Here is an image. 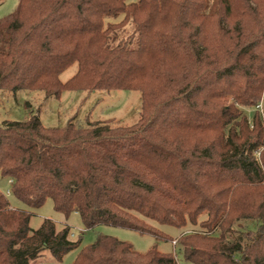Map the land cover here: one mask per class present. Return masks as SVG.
<instances>
[{
    "label": "trees",
    "instance_id": "16d2710c",
    "mask_svg": "<svg viewBox=\"0 0 264 264\" xmlns=\"http://www.w3.org/2000/svg\"><path fill=\"white\" fill-rule=\"evenodd\" d=\"M123 16L118 24L107 18ZM134 26L135 46L111 35ZM77 64L65 83L59 77ZM264 0H18L0 20V91H137L129 127L46 128L37 115L0 124V178L31 209L176 242L192 264H264ZM241 108L252 110L248 119ZM0 192V264L59 263L71 229ZM240 220L255 231L230 241ZM194 229L176 240L152 226ZM72 264H178L100 234Z\"/></svg>",
    "mask_w": 264,
    "mask_h": 264
},
{
    "label": "rangeland",
    "instance_id": "374dc122",
    "mask_svg": "<svg viewBox=\"0 0 264 264\" xmlns=\"http://www.w3.org/2000/svg\"><path fill=\"white\" fill-rule=\"evenodd\" d=\"M136 0H128L134 2ZM18 0H0V20L13 13L17 7ZM123 19L119 16L116 19L107 18L105 23L118 24ZM115 43H128L130 47L135 46L136 34L134 26L126 24L122 29L116 30L112 35ZM77 64L72 65L64 71L59 79L65 83L76 72ZM264 113V88L259 104ZM244 115L250 119L252 110L241 108ZM141 99L137 91H65L60 98L47 97L43 92L18 91L6 93L0 91V124L5 121H23L31 115H37L40 122L46 128L63 127L69 121H77L81 125L89 122H108L111 126L129 127L136 124L140 118ZM11 181L0 178V192L3 193L11 206L16 209L25 210L33 214L30 220V227L38 229L45 219L56 223L58 229L62 226H69L71 229V240L81 238V245L78 249L69 252L59 263L55 262L48 252L43 256L31 261L29 264H72L80 248L92 244L100 234L117 238L120 241L129 243L139 253L147 252L152 246L162 254H173L178 264H192L186 262L179 252V246L166 241H156L152 236L141 235L137 232L122 228L100 225L93 229L86 230L76 214L68 218L57 213L53 209L50 199L39 209H31L17 201L10 194ZM9 191V194H8ZM172 239H177L182 233L190 232L193 227L176 229L169 226H161L150 222ZM259 223L252 220H240L233 226V234L230 241L237 242L238 237L248 231H255Z\"/></svg>",
    "mask_w": 264,
    "mask_h": 264
},
{
    "label": "built area",
    "instance_id": "2783aa9c",
    "mask_svg": "<svg viewBox=\"0 0 264 264\" xmlns=\"http://www.w3.org/2000/svg\"><path fill=\"white\" fill-rule=\"evenodd\" d=\"M257 109H258L259 112L261 113V116H262L263 121H264V113H263V109H262V107L259 105V106L257 107ZM8 194H9V191H8ZM175 244H176V242H173V245H175Z\"/></svg>",
    "mask_w": 264,
    "mask_h": 264
}]
</instances>
